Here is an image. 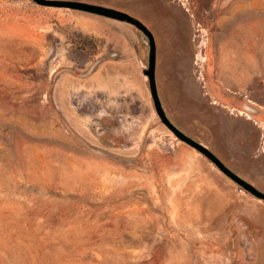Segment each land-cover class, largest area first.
I'll return each instance as SVG.
<instances>
[{"label":"rangeland","instance_id":"1","mask_svg":"<svg viewBox=\"0 0 264 264\" xmlns=\"http://www.w3.org/2000/svg\"><path fill=\"white\" fill-rule=\"evenodd\" d=\"M71 1L140 20L169 120L264 192V0ZM148 50L0 0V264H264V202L161 124Z\"/></svg>","mask_w":264,"mask_h":264},{"label":"water","instance_id":"2","mask_svg":"<svg viewBox=\"0 0 264 264\" xmlns=\"http://www.w3.org/2000/svg\"><path fill=\"white\" fill-rule=\"evenodd\" d=\"M34 4L48 7V8H60L80 11L83 13L100 16L103 18L119 21L133 26L140 31L148 42V56H147V67L142 70V75L147 79L150 97L153 103L154 111L159 118L161 124H163L173 136L180 142L188 145L194 149L197 153L205 157L219 172H221L226 178L232 181L240 189L250 194L253 198L264 202V192L256 189L252 184L238 176L236 173L226 167L222 161H220L208 148L201 143L193 140L185 133L180 131L167 117L163 110L155 80V69H156V45L154 36L150 30L137 18L131 15L98 4H91L80 1L71 0H30ZM249 110L252 108L247 107ZM255 112V111H254Z\"/></svg>","mask_w":264,"mask_h":264}]
</instances>
